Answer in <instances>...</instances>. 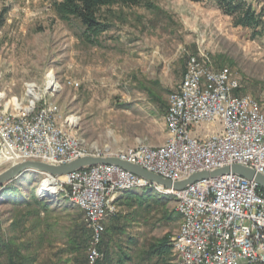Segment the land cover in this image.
I'll use <instances>...</instances> for the list:
<instances>
[{"label":"rangeland","instance_id":"374dc122","mask_svg":"<svg viewBox=\"0 0 264 264\" xmlns=\"http://www.w3.org/2000/svg\"><path fill=\"white\" fill-rule=\"evenodd\" d=\"M54 1L0 0V99L4 102L16 98L25 106L29 84L37 87L39 95H50L45 91L46 76L53 71L60 89L49 102L57 106L56 116L81 117L79 134L86 141L113 151L126 150L138 140L159 146L167 139L165 114L144 87L158 92L167 103L188 59L196 56L216 70L228 67L240 94L257 99L264 112V37L252 40L247 30L234 27L231 18L213 5L149 0L152 9L114 6L109 16L114 26L98 38V44H90L77 27H69L54 14ZM249 1L264 11V0ZM219 129L218 122H206L191 133L203 139ZM7 167L3 164L0 172ZM32 173L15 181L13 202L5 198L0 205L2 234L29 242L36 257L33 264H87L91 232L84 214L37 206L33 196L42 175ZM123 194H117V212L110 219L120 228L112 238L114 250L130 240L131 253L140 258L150 243L177 233L179 222L164 218L165 210L176 211L174 201L139 207L124 203ZM35 209L38 212L27 214ZM18 219L21 223L14 225ZM86 237L84 262L68 248ZM100 251L102 262V246Z\"/></svg>","mask_w":264,"mask_h":264},{"label":"built area","instance_id":"2783aa9c","mask_svg":"<svg viewBox=\"0 0 264 264\" xmlns=\"http://www.w3.org/2000/svg\"><path fill=\"white\" fill-rule=\"evenodd\" d=\"M48 74L45 91L50 95H39L29 84L25 106L16 98L0 99V167L22 161L63 164L94 156L115 157L172 182L235 164L264 175V112L251 95L234 94L239 85L228 67L216 70L191 56L168 96L165 143L151 146L138 140L122 151L86 141L79 134L77 113L56 116L57 106L49 101L60 84L53 71ZM206 122H218L220 129L203 139L192 135L193 127ZM41 175L38 201L66 200L83 211L91 232L87 264L102 260L104 222L117 212V194L145 188L175 198L180 215L170 239L175 264H264V189L244 177L229 173L176 191L107 164L62 177Z\"/></svg>","mask_w":264,"mask_h":264},{"label":"trees","instance_id":"16d2710c","mask_svg":"<svg viewBox=\"0 0 264 264\" xmlns=\"http://www.w3.org/2000/svg\"><path fill=\"white\" fill-rule=\"evenodd\" d=\"M193 2L213 5L219 11L231 18L232 25L245 29L249 32L252 40L260 39L264 37V11H258L253 3L249 0H190ZM145 6L152 9L154 6L149 0H55L52 4L54 14L69 27H77L80 36L85 42L90 44H98L99 37L112 29L114 23L109 17L111 15V8L114 6ZM1 24V23H0ZM186 70V68H185ZM185 73V72H184ZM157 86V82L151 83ZM151 100L157 103L159 111L163 114H167L168 102H164L160 98L158 92L154 93L150 87H144ZM242 89H236L235 95L240 94ZM173 92V91H172ZM242 93V92H241ZM164 115V116H165ZM18 188L14 182H11L4 186L0 190V205L3 203V199H7L9 202H13L15 193ZM122 200L126 204L137 203L139 207H150L151 203L154 205H168L174 201V196L167 194L161 195L154 192L152 189H141L140 193H136L133 190L123 191ZM33 200L37 206L40 202L33 196ZM26 202V201H25ZM24 202V203H25ZM38 212L37 209L28 212L32 214ZM164 218L171 219L173 221H180V215L172 209L170 211H164ZM27 215L23 216L25 218ZM21 223L18 219L14 225ZM171 235L166 234L163 238L156 242L150 243L148 249L145 251L146 255L154 254L158 248L164 247L167 251L171 249ZM87 237L84 240H77L69 245V250L77 254L76 259L85 257L82 251L87 248ZM103 243V242H102ZM102 246V245H101ZM31 244L29 242H18L17 238L10 236L5 238L0 229V264H33L35 262V253L30 250ZM103 250V249H102ZM80 255V256H79Z\"/></svg>","mask_w":264,"mask_h":264},{"label":"water","instance_id":"95a60500","mask_svg":"<svg viewBox=\"0 0 264 264\" xmlns=\"http://www.w3.org/2000/svg\"><path fill=\"white\" fill-rule=\"evenodd\" d=\"M98 164H107V165H114L121 167L122 169L140 178H143L149 182L176 191L182 190L196 181L207 178H214L229 173L253 181L260 188L264 189L263 174L257 173L256 171H254L249 167L238 164L232 166H226L212 171L199 172L181 181L172 182L157 174L149 172L138 165L126 161H122L115 157L85 156L63 164H51L42 161H22L12 164L0 172V190L11 182L15 183V181H17L20 177L24 176V174H26L29 171L37 172V173H46V174H51L53 176L62 177L77 170L87 167H92Z\"/></svg>","mask_w":264,"mask_h":264},{"label":"crops","instance_id":"0c3cea01","mask_svg":"<svg viewBox=\"0 0 264 264\" xmlns=\"http://www.w3.org/2000/svg\"><path fill=\"white\" fill-rule=\"evenodd\" d=\"M37 174L41 175V173L33 172L32 175L35 177ZM35 196V195H34ZM40 202V201H39ZM41 205L51 210L55 207L59 208V210H68V209H75L83 213V211L69 203L66 200H55L50 202H40ZM113 216L107 217L105 219V232L102 237V249H103V256L104 259L101 264H175V258L171 249L168 251L162 247L152 254V255H142L140 258L135 257L134 254L131 253L132 251V241H127V243L123 244L122 246H116V250L112 247V238L115 236V233L120 229L118 225L114 222L112 223L110 219ZM107 224V225H106ZM145 252V251H144Z\"/></svg>","mask_w":264,"mask_h":264},{"label":"bare ground","instance_id":"6f19581e","mask_svg":"<svg viewBox=\"0 0 264 264\" xmlns=\"http://www.w3.org/2000/svg\"><path fill=\"white\" fill-rule=\"evenodd\" d=\"M50 75L51 74H48L46 77H47V79H49L50 78ZM37 189H38V185H37V188H36V191H37ZM35 197H36V193H35ZM36 199H37V197H36Z\"/></svg>","mask_w":264,"mask_h":264}]
</instances>
